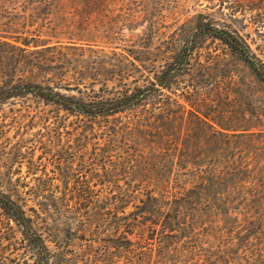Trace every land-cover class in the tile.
Listing matches in <instances>:
<instances>
[{
	"label": "rangeland",
	"instance_id": "obj_1",
	"mask_svg": "<svg viewBox=\"0 0 264 264\" xmlns=\"http://www.w3.org/2000/svg\"><path fill=\"white\" fill-rule=\"evenodd\" d=\"M226 1V7H221L218 0H136L129 6L141 18L129 33L123 27L129 17H119L115 9L120 2L114 0L113 14L101 17V40L96 42L68 43L61 35L60 46L33 54L0 44V83L49 86L86 101L148 86L164 57L192 32L199 14L238 31L264 63V0ZM84 4L68 2L69 18L76 27ZM21 5L0 7V31L8 30L2 24L20 12ZM76 34L95 40L74 30L70 37ZM197 42L201 61L223 50L210 38ZM129 46L137 57L123 51ZM186 79L176 80L175 96L186 94ZM201 80L203 88L192 99L225 104L253 94L255 105L264 107V92L238 62L227 58L223 67ZM188 91L194 92L191 87ZM150 111L149 104L136 111L88 119L33 95L0 103V190L20 206L52 250L55 245L64 250L76 248L78 237L88 238L91 232L101 238V206L110 220L124 219L121 223L125 224L148 194L158 192L151 167L153 130L149 125L155 119ZM219 240V235L210 242L200 236L198 244L215 246ZM192 242L195 246L196 239ZM31 255L20 229L0 210V264H33ZM240 258L239 264H264V231L245 244Z\"/></svg>",
	"mask_w": 264,
	"mask_h": 264
},
{
	"label": "trees",
	"instance_id": "obj_2",
	"mask_svg": "<svg viewBox=\"0 0 264 264\" xmlns=\"http://www.w3.org/2000/svg\"><path fill=\"white\" fill-rule=\"evenodd\" d=\"M78 1L85 4L78 11L76 27L69 18V0H0V7L22 3V10L2 24L9 28L0 31V44L33 54L55 49L62 37L68 43L101 40V17L113 14L114 0H103L105 5L101 0ZM118 1L115 11L120 18L129 17L123 27L131 33L141 18L129 6L136 0ZM218 1L221 7L227 5L226 0ZM198 19L182 45L164 57L148 86L118 91L112 98L86 101L49 86L0 83V103L33 95L88 119L150 104L155 119L149 127L158 192L148 194L125 224L121 223L124 219L110 220L101 206V238L91 232L88 238L78 237L76 248L64 250L55 245L52 250L20 206L0 190V210L20 229L33 264H239L245 244L264 231V107L255 105L253 94L225 104L192 99L203 88L201 79L223 67L227 58L241 64L264 92V63L238 31L202 14ZM110 24L111 20L106 21L105 27ZM73 30L95 40H83L77 34L73 39ZM203 38L218 41L221 54H208L201 61L197 41ZM123 51L137 57L132 56L136 53L133 46ZM181 76H187V92L175 96L172 91ZM215 235L220 236L219 244H198L200 236L210 242ZM193 238L195 246H191Z\"/></svg>",
	"mask_w": 264,
	"mask_h": 264
}]
</instances>
